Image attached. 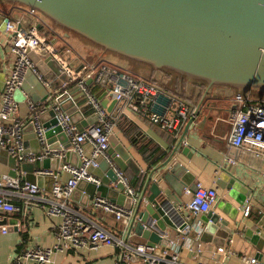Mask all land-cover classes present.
Instances as JSON below:
<instances>
[{"label":"built area","instance_id":"1","mask_svg":"<svg viewBox=\"0 0 264 264\" xmlns=\"http://www.w3.org/2000/svg\"><path fill=\"white\" fill-rule=\"evenodd\" d=\"M6 9L10 14L15 9L22 10L32 17V23L28 27H23L17 21H8L4 33L6 34V44L10 47L13 56V64L6 75L5 88L1 92L0 106V147L8 146L18 163L28 161L35 163L48 157L57 156L60 159L68 158V153L74 151L79 156V162L62 163L59 171L40 169L38 174L42 176H56L59 172L67 171L70 177L65 181H56L50 191H43L36 182L24 179V174L19 173L13 176L7 172H0V209L7 212H15L20 207L14 201L23 200L29 202H41L46 206L49 216H59L60 222L54 229L57 239L53 247L35 246L24 250L17 255L13 261L15 264H47L51 261L53 251L66 249L79 251L82 248L98 249L101 246H114L118 249L117 259L112 264H136L138 260L146 264H183L181 262V252H190L199 264H204L202 257L206 254V244L201 239L203 232V221L195 222L190 216H199L208 212L219 200V191L215 187H206L201 181H197L193 189L186 188L190 194V200L183 209L188 210L185 221L181 227L176 228L175 234H170L168 230L163 234L161 244L151 245L147 242L132 243L129 241V230L127 238L123 234H117L102 226V224L81 208L73 205L71 197L76 189L79 180L95 181L100 180L91 174V169L98 167L97 158L102 156L116 173L114 184L122 183L126 194L134 202L137 201L140 191L135 189L129 181L125 172L120 170L108 156L110 148L109 136L114 133L116 120L120 116H128L129 112L138 113L141 116H149L157 121L160 127L168 130L176 140H180L187 131L190 119H195L198 108L191 106L186 100H178L172 97L174 106L173 113L167 116H156L151 109L154 98L162 91L159 83L148 75L135 73L130 69L119 67L109 61L90 62L83 58L84 65L77 70L72 68L62 56L66 50L59 48L51 40L46 31H55L54 23L50 22L46 16L35 8H30L22 4H8ZM5 9H0V14ZM54 24V25H53ZM72 50V49H71ZM37 57L45 62L47 57L54 58L61 66V70L68 76V81L58 88H52L46 81L43 69L32 57ZM31 69L48 87V97L43 102H30V110L25 114L19 110L18 104L14 100V93L21 88L26 72ZM92 80L99 87L108 90L114 95L116 106L112 111L107 110L102 105L98 95L89 86ZM72 86H76L86 97L88 105L97 115V121L86 127L84 130L78 129L71 120V115L63 110L59 96L69 92ZM168 107V108H169ZM230 125L232 129L228 137V143L240 154H247L252 160L264 162V95L254 91H236L231 104ZM47 109L57 112L58 123L67 133L70 148L51 149L47 142V128L41 120V114ZM168 111V110H167ZM130 118V117H129ZM33 125L40 143L41 151L27 153L24 142V127L27 123ZM186 144L184 137L181 141ZM87 143L93 150L87 155L83 144ZM226 161L236 165L239 163L237 154L226 157ZM264 175V170H263ZM92 209L106 212H114L115 217L121 221L127 219L129 228L131 216L134 209H127L119 203L109 200L100 194L95 195L92 200ZM249 207L245 209L248 214ZM8 227H0V234L6 233ZM214 254H223L221 264L235 252L228 245L223 244L214 249ZM242 261L245 264H264V260L257 255H244Z\"/></svg>","mask_w":264,"mask_h":264},{"label":"water","instance_id":"2","mask_svg":"<svg viewBox=\"0 0 264 264\" xmlns=\"http://www.w3.org/2000/svg\"><path fill=\"white\" fill-rule=\"evenodd\" d=\"M0 2L6 7L0 14L1 31L6 29L8 21H18L24 26L32 23V17L22 10L15 9L11 14L6 10L8 4H22L40 11L50 22L66 31L67 36L70 33L77 34L104 51L143 63L155 71H169L195 82H203L206 85V94H210L215 86H222L233 92L254 91L264 95V0H0ZM62 56L74 69L79 70L84 65L83 58L74 50H66ZM45 62L50 68L45 76L51 82L52 88H58L63 82L68 81L69 76L61 70L57 60L47 57ZM0 73L4 79L0 84V91L3 92L7 72ZM25 76L21 87L31 95L34 102L41 99L35 89L47 95V88L31 69ZM111 95L113 100L108 106L109 111L116 105L114 95ZM66 97H69V93L60 96L59 101ZM15 99L20 102L22 112L28 114V107L24 102L25 95L21 88L15 92ZM171 103V95L161 92L154 98L151 109L156 116H162ZM75 108L76 105L67 110L63 106L68 114ZM48 116H51V120L47 119ZM41 120L48 130L46 135L49 148H70L67 133L61 126L56 125L58 116L55 110L47 109L41 114ZM71 120L75 122L74 114L71 115ZM193 121L194 118L190 119L187 130ZM24 129L33 130V125L28 122ZM34 135L39 146L35 132ZM56 136L61 138L59 146L52 144ZM183 137L176 143L172 156L179 151ZM109 141L108 156L112 162L125 173L131 169L145 185L137 201L134 202L126 194L122 183L114 184L116 173L110 162L102 156L97 158L99 166L91 170V174L100 182L79 180L73 199L79 191L84 190L88 195V202L99 193L127 209H134L129 233L142 236L147 244H161L163 234L169 227L176 229L185 221L187 213L183 205L179 200L170 198L166 189L154 180L153 172H144L132 152L123 145L115 133L109 136ZM1 149L3 155L11 159L13 167L11 175L17 176L18 168L21 167L27 173L24 175L27 181L37 183L38 180L41 183V179L46 177L28 174L37 169L38 162L18 163L8 146ZM37 151H41L40 146ZM183 152L187 154L191 152V148L186 146ZM70 154L71 151L68 155ZM56 159L60 164L61 159L59 157ZM225 175L230 177L226 171ZM60 176L61 172L56 178L48 177H51L54 183L59 181ZM237 187L247 188L243 198L238 199L244 203L247 196L250 198L251 192L244 183L235 179L227 186L230 196ZM148 188L149 194L146 193ZM230 204L221 199L218 207L228 211ZM2 213L4 210L0 209V214ZM230 215L236 218L233 214ZM202 219L205 228L201 239L205 242L211 241L210 233L213 230L228 224L222 215L215 212L204 214ZM14 221L12 225L18 223L17 220ZM5 223L6 220L0 221V225ZM258 231L256 230L257 233ZM222 233L219 244H225L231 234L224 230ZM247 233L251 234L250 231ZM251 236L249 239L254 243L262 240L259 234ZM257 256L261 258L262 254L259 252Z\"/></svg>","mask_w":264,"mask_h":264},{"label":"crops","instance_id":"3","mask_svg":"<svg viewBox=\"0 0 264 264\" xmlns=\"http://www.w3.org/2000/svg\"><path fill=\"white\" fill-rule=\"evenodd\" d=\"M5 8V5L0 2V9ZM24 22L26 23L27 20L25 19ZM17 23L21 22L17 21ZM22 26L28 27L24 25ZM54 28L55 31L51 34L50 39L53 40L62 50L71 48L80 57L86 59L87 62H100L107 60V57L103 56L102 50L100 51V49L98 50L97 48L96 55L99 57L97 59L87 58L80 49L76 48V41L73 38L74 34L70 33L69 36H67L66 31L60 27L54 25ZM5 40L6 34L4 31L0 30V72H9L13 64V56L10 52V47L7 46ZM32 58L36 63H39L45 76L46 71H50L46 62H40L41 60L35 56ZM150 73L149 76L159 83L162 91L173 95V97L178 98V100H186L195 108H200L196 118L189 125L188 130L185 131L186 134L184 135V140H186V144L181 142L179 151L172 156V153L177 146L176 143L179 140H176L168 130L160 127L155 119L150 118L149 116L143 117L135 112H129V117L142 129L144 134L151 138L154 143L160 147V152L156 154L150 162H147L146 159H144V155L139 152L138 148L132 145L127 134L122 132L118 127H115L114 133L123 145L128 147L132 152L134 158L138 164L142 166L144 172H153L154 180L158 181L160 185L166 189L171 199L179 200L184 207L191 199L190 194L186 192V188L193 189L197 181H201L206 187L217 188L219 191V200L208 212L202 213L199 216H192V214L186 210V213H189L195 222H202L204 214L215 212L222 215L223 219L228 223L227 226H219L218 229H215L210 233L212 237L211 241H204L206 244V254L202 257L204 264H221L223 254H214L213 251L216 247L223 245L221 243L219 244L220 238L223 235V230L231 233L226 239L227 241L225 245H228V247L235 252L228 257L223 264H245L242 261L244 255H257L259 252L262 254L261 258L264 260V162L261 163L252 160L247 154L238 153L237 150L231 148L230 143H228V137L232 129V125H230L229 121L230 106L232 104L234 92L236 91L233 92L222 86H215L210 94H206V85L203 82H195L184 76L175 73L174 75L167 71L159 72L151 69ZM57 78L59 79L60 77L57 76ZM45 79L51 85V82L46 76ZM39 80L46 87V84L40 78ZM3 82L4 79L0 76V84ZM88 83L90 89L98 95L102 105H105L108 109L109 104L113 100L111 93L96 85L91 79ZM46 88L48 90V87ZM21 90L25 95L24 102L29 111L31 105L30 102L34 101L31 95L22 89V87ZM35 92L41 96V99L35 102H43L49 95L48 93L46 96L41 94L39 89H35ZM66 93H69V97L63 98L62 101L58 102L62 108L64 106L67 110L72 109V106H77L70 115L74 114V123L78 129L80 128L84 130L86 127L94 124L97 121V115L91 105H88L85 95L76 86H72L69 92ZM59 98L60 96L57 99L59 100ZM1 99L2 95L0 91V106ZM14 100L16 104H18L19 110L22 112L20 102L15 99V93ZM173 110L174 106L169 107L166 115L170 116L173 113ZM47 119L51 120V116H48ZM23 131V142L27 153L37 154L40 143L38 146L34 131L31 129H24ZM60 143L61 138L56 136L52 144L59 146ZM186 146L191 148V152L187 154L183 152V149ZM83 147L85 148L86 154L90 155L93 147L87 143H84ZM71 153L72 154H70L68 158L61 159L60 164L57 162L56 158L58 157L56 155L39 160L37 161V169L28 174L37 177L40 176L37 173L40 169H49L57 172L61 169V166L59 165H62L64 162L77 164L79 162V156L77 153H74V151H71ZM232 154H237L240 161L236 165L230 164L226 161V157ZM40 161L43 162L41 163ZM182 165L184 168H181ZM12 170L13 167L11 166L10 157L3 155L0 147V172L12 174ZM225 171L230 177L225 175ZM19 173H23L24 175L27 174L21 167L18 168V175ZM126 175L129 178H138L131 169H128ZM69 177V173L62 170L59 181L65 182ZM235 179L244 183L249 188V192H251L250 198L247 196L244 203H241L242 201H238V199L243 198L242 196L245 195L247 188L237 187L235 189L236 191L230 196L227 186ZM139 180L141 183L143 182L141 179ZM54 183L53 179L48 176L41 179V183L37 180V184L41 186L43 191H50ZM142 184L141 190H139V188L135 189L142 192L145 187L144 183ZM146 193H150L149 188ZM97 194L99 193H96V195ZM87 198V193L84 190H81L76 194L74 199L72 195L71 202L92 218L94 217L97 219L106 229L110 231L112 230L117 234H123V232H126L124 233V236L125 238L128 237L127 233L129 228H127V219L119 221L115 217L114 212L92 209L93 201L88 202ZM221 199L231 203L228 211L224 208L218 207ZM14 202L20 207L18 211H4V213L0 214V221L6 220L7 223L3 225L8 227L6 233L0 234V264H12L16 256L28 248H33L35 246L53 247L57 242L54 235V229L61 221L59 216H49L46 212V206H43L41 202L33 201L26 203L21 199H16ZM247 207H249V211L248 214H245V209ZM230 213L236 218H232ZM14 220L18 221L16 225L11 224L15 222ZM3 225H0V227H3ZM202 225L204 229L205 223L203 222ZM167 230L170 234H175L176 232V229L170 227ZM256 230H259L258 233ZM247 231H250L251 234H248ZM252 234H259L262 240H258L254 243L249 239V236L252 238ZM129 241L132 243L146 242L142 236L136 235L133 232L129 234ZM117 253L118 249L114 246H101L94 250L82 248L76 252L71 249H59L58 251H53L51 254V261L47 264H112L117 259ZM180 258L183 264H199V261L194 259L192 254L186 250L181 252ZM136 264L146 263L142 260H138ZM161 264L168 263L162 262Z\"/></svg>","mask_w":264,"mask_h":264},{"label":"trees","instance_id":"4","mask_svg":"<svg viewBox=\"0 0 264 264\" xmlns=\"http://www.w3.org/2000/svg\"><path fill=\"white\" fill-rule=\"evenodd\" d=\"M46 34L49 37H51L52 33L50 31H46ZM109 62L119 67H122L124 69L127 68L119 64H116L110 60ZM116 127L120 128L122 132L127 134L132 145L138 148L139 152L144 155L145 157L144 159H146L147 162H150L151 159L160 152V147L157 146L151 138H149L146 134H144L142 129L138 127V125L128 116H125V115L120 116L116 120ZM129 181L131 182L132 186H134L135 188H139V190H141L143 182L141 183L138 178H129ZM12 264H15V263L13 262Z\"/></svg>","mask_w":264,"mask_h":264},{"label":"rangeland","instance_id":"5","mask_svg":"<svg viewBox=\"0 0 264 264\" xmlns=\"http://www.w3.org/2000/svg\"><path fill=\"white\" fill-rule=\"evenodd\" d=\"M74 34V33H72ZM76 43H75V46L76 48L80 49L81 52L87 57V58H95L97 59L99 56L96 55V48L100 51L102 50L100 47H98L97 45H95L94 43H92L91 41L89 40H86L80 36H78L77 34H74L73 35ZM103 52V56H106L108 60L116 63V64H119L123 67H127L128 69L136 72V73H139L141 75H150L151 73V68L146 66L145 64H141L139 62H136L134 60H131L127 57H122V56H119L117 54H114L112 52H109V51H104L102 50ZM150 70V71H149ZM169 72V71H167ZM173 73V72H171ZM174 74V73H173ZM175 75V74H174ZM150 77V76H149Z\"/></svg>","mask_w":264,"mask_h":264}]
</instances>
